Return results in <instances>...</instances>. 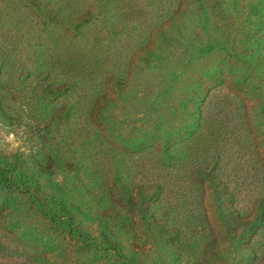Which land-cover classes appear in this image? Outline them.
Returning <instances> with one entry per match:
<instances>
[{
	"label": "rangeland",
	"instance_id": "obj_1",
	"mask_svg": "<svg viewBox=\"0 0 264 264\" xmlns=\"http://www.w3.org/2000/svg\"><path fill=\"white\" fill-rule=\"evenodd\" d=\"M156 1L0 0V264H264V0Z\"/></svg>",
	"mask_w": 264,
	"mask_h": 264
},
{
	"label": "trees",
	"instance_id": "obj_2",
	"mask_svg": "<svg viewBox=\"0 0 264 264\" xmlns=\"http://www.w3.org/2000/svg\"><path fill=\"white\" fill-rule=\"evenodd\" d=\"M28 4H31L32 6H34L36 9H39V7H41V1H45L46 3L49 2L50 0H22ZM37 1V4H34ZM156 1V0H155ZM64 3L65 6H70L73 9V12L71 13H66L64 11V18H69L71 15H73L75 17V19H78V21H84L86 22L87 19H89L91 17V11H93V9H95V7L100 8L102 10V7H105V0H60V4L55 5L53 7V10L51 13H56L57 11H59V13L62 11L63 7L61 5ZM157 2V1H156ZM204 2V0H174V6H175V10H179L181 9L182 5L183 8L186 10V8L189 6H191V10L193 11L195 6L198 4H202ZM74 5V6H73ZM77 9V11H76ZM183 9V10H184ZM61 10V11H60ZM185 12V11H184ZM173 13V14H174ZM93 15V14H92ZM185 15V14H184ZM186 16V15H185ZM48 17H53V16H48ZM187 17V16H186ZM173 18V16H170L169 19L171 20ZM159 34V36L161 35V37L166 39V36L168 34L171 33V29L168 30H163V29H158L155 32L156 34ZM151 47L149 48H145L143 50V53L145 54H149L150 56H154L157 54V51H161L158 48V44L156 42H154L152 45H150ZM164 61L166 64H170L171 62L169 61V58L166 57ZM109 81L112 82V84L117 85V81L118 79L116 78V76L112 75L111 77H109ZM129 82H131V80H129ZM50 90H52L50 88ZM108 98H112V96H107ZM102 99H106V96L101 97ZM150 187L149 185H146V188Z\"/></svg>",
	"mask_w": 264,
	"mask_h": 264
}]
</instances>
